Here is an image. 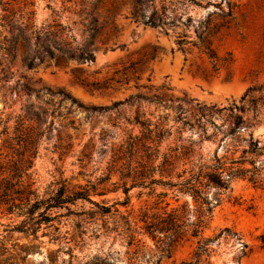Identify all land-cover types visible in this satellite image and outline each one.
I'll return each instance as SVG.
<instances>
[{
    "label": "rangeland",
    "instance_id": "obj_1",
    "mask_svg": "<svg viewBox=\"0 0 264 264\" xmlns=\"http://www.w3.org/2000/svg\"><path fill=\"white\" fill-rule=\"evenodd\" d=\"M203 1L211 5L203 8L191 0H0L9 10L0 5V132L2 120L16 115L33 119L30 124L41 136L30 149L35 154L27 181L44 199L60 189L65 196L87 197L53 209L50 225L34 234L4 233L1 224H19L25 218L0 211V234L9 240L16 264L193 261L198 239L166 252L136 228L137 243L128 245L125 219L143 227L144 214L154 217L166 202L177 204L171 192L160 203L157 195L163 189L147 185L160 179L152 168L148 178L137 181L147 187L132 188L129 200L125 188L136 180L130 169L146 160L158 166L165 154L174 160L179 147L207 160L216 151L219 157L225 154L222 140L233 119L225 112L200 120L204 106H243L244 112L233 115L243 119L242 129L250 121L249 131L264 148V120L253 119L251 96L242 101L250 87H264V0H232L237 5L233 17L225 15L228 7L222 0ZM210 16L209 29L198 31L199 23ZM223 23L226 26L213 30ZM47 26L95 60L57 64L61 53L53 49L55 39L43 37L37 43L34 38V32ZM200 33L211 41L216 62L206 54ZM46 45L55 58L43 51ZM36 56L43 61L36 59L37 65L29 69L25 59ZM137 120L147 122L152 135ZM156 126L165 131L158 145L151 143L159 133ZM142 138L150 139L141 144ZM3 140L5 136L0 137V170L8 168L10 153ZM21 154L26 158L29 153ZM4 175L0 171V182L9 177ZM232 189L221 195L204 232V238H214L230 229L211 246L210 264H264V188L236 180ZM186 201L191 199L181 197L179 204Z\"/></svg>",
    "mask_w": 264,
    "mask_h": 264
},
{
    "label": "trees",
    "instance_id": "obj_2",
    "mask_svg": "<svg viewBox=\"0 0 264 264\" xmlns=\"http://www.w3.org/2000/svg\"><path fill=\"white\" fill-rule=\"evenodd\" d=\"M191 1L193 4L203 8L211 5L210 1L205 2V4L203 0L198 2L196 0ZM222 2H225L228 7V12L225 15L233 17L237 5L232 0H222ZM0 5L3 7L2 10L4 12H9L5 4L0 3ZM31 14L33 15L32 12ZM211 24L210 16L206 21L199 23L197 30H202V33H204ZM22 26L27 30L29 25L22 24ZM224 26H226L224 23L215 25L213 30L216 32ZM202 33L199 34L202 46L209 59L212 62H216L218 58L215 51L211 49V41L207 38L203 39ZM43 37L48 42H50L51 38L55 39L53 41L55 44L53 49L61 53L60 57L57 58V64L73 59H77L80 62L95 60L93 55L87 54L80 47L73 49L69 46L64 34H58L51 26L43 27L40 32H34V38L37 43H40ZM42 49L51 59L55 58L53 49L49 46H42ZM36 59H39L40 62L43 61L40 56H36L34 59H25L29 69L37 65ZM80 81L88 88L100 89L93 84ZM248 96L252 98L250 103L253 119L264 120V87L261 85L250 87L243 96L242 101ZM63 98L76 103L69 95L63 94ZM235 111L244 112V108L239 106L217 109L215 106H204L198 112L200 120L218 117L225 112L231 115L233 124L225 134L224 140H222L226 144L225 154L222 157H219L218 151H216L214 158L207 160L199 152L194 150L186 151L185 148L179 147L176 150L174 160L165 154L158 166H152L151 160H146L143 163H139L138 170L137 168L130 169L136 180H134V184L131 187L125 188L127 200H129L128 194L132 188L137 186L147 187L144 186V181H137H139L138 179L146 178V176L148 178L153 169L158 170L160 179L152 180L147 185H156L163 189V192L157 195L160 203L165 202L169 192H171L174 194L173 199L177 204L171 206L169 202H166L165 206L162 207L163 212L154 217L150 216L149 213L144 214L140 218V222L144 224L143 227H139L138 222L132 219H125V234L130 247L135 246L137 243L136 228L142 230L145 235H148L153 240H157L158 244L165 246L167 248L166 252L180 242L190 238L198 239L196 249L192 255L193 261L181 264H210L209 259L213 252L211 246L215 242L219 243L224 234L230 232V229L226 228L214 238H204V232L213 218L214 208L221 204V195L232 192V183L236 180L247 181L256 188H264V148L260 146L259 141L255 140L253 133L249 131L252 126L250 121L245 128H241L243 119L240 116H234ZM12 120H14V125L11 126ZM32 121L33 119L23 115H16L12 119H6V121L2 120L3 130L0 132V137L5 136L3 142L9 144L8 150L10 153L6 156V158L9 156L8 168L0 170L6 176L9 174V177L2 178V182H0V211L4 216L11 215L25 218L19 224H15V222H11L8 225L1 224L4 227V233L19 232L27 234L31 231L34 234L42 225H50L53 221L50 212L53 209L62 208L64 205L80 199H87L82 194H74L72 197L65 196L63 189H60L50 198L44 199L39 196L38 191L32 188V184L27 181L29 177L28 170L35 154L30 149H33L37 138L39 139L41 136V134L36 133L37 127L30 124ZM136 123L151 135L154 132L151 126L147 125V122L137 120ZM159 127L156 126L159 133L151 140V143H156V145L161 142L163 138L161 134L165 132L162 127ZM244 132H247V134H244ZM149 139L142 138L140 143L143 144L144 141H149ZM21 150L29 153L26 158L21 154ZM156 153L159 154V150H156ZM1 156L2 154H0ZM156 160H158V155H156ZM3 180H6L5 183H3ZM212 192L213 194H211ZM181 197H188L191 202L186 201L181 205L179 204ZM126 206H128V202L125 204ZM233 235L235 237L238 236L237 233H233ZM8 244L9 240L7 237L0 234V264H16L14 261L15 255L10 252ZM243 247V250H245L247 245L244 244ZM243 254L245 255V253ZM21 260L24 261V258L22 257Z\"/></svg>",
    "mask_w": 264,
    "mask_h": 264
}]
</instances>
